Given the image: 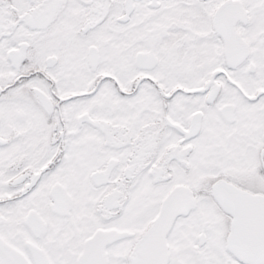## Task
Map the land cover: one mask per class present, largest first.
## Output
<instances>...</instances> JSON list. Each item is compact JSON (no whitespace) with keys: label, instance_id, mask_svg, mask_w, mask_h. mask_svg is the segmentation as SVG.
<instances>
[{"label":"snow or ice","instance_id":"snow-or-ice-1","mask_svg":"<svg viewBox=\"0 0 264 264\" xmlns=\"http://www.w3.org/2000/svg\"><path fill=\"white\" fill-rule=\"evenodd\" d=\"M0 264H264V0H0Z\"/></svg>","mask_w":264,"mask_h":264}]
</instances>
